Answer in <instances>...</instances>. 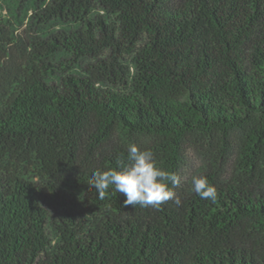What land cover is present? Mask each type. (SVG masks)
Returning <instances> with one entry per match:
<instances>
[{"label": "trees", "instance_id": "trees-1", "mask_svg": "<svg viewBox=\"0 0 264 264\" xmlns=\"http://www.w3.org/2000/svg\"><path fill=\"white\" fill-rule=\"evenodd\" d=\"M132 143L179 205L89 187ZM0 264H264V0H0Z\"/></svg>", "mask_w": 264, "mask_h": 264}, {"label": "clouds", "instance_id": "clouds-1", "mask_svg": "<svg viewBox=\"0 0 264 264\" xmlns=\"http://www.w3.org/2000/svg\"><path fill=\"white\" fill-rule=\"evenodd\" d=\"M179 176L175 172L164 170L157 162L151 149H141L132 143L127 149V159L117 158L115 166L103 171H95L88 181L95 188L99 199L103 200L110 187L122 193L126 199L124 205L159 208L163 203L173 200L179 205L172 186H178ZM192 188L201 199L215 202L217 188L203 175L192 177Z\"/></svg>", "mask_w": 264, "mask_h": 264}]
</instances>
